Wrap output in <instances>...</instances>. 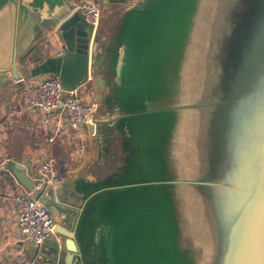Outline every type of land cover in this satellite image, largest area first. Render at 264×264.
Segmentation results:
<instances>
[{"label":"water","instance_id":"1","mask_svg":"<svg viewBox=\"0 0 264 264\" xmlns=\"http://www.w3.org/2000/svg\"><path fill=\"white\" fill-rule=\"evenodd\" d=\"M184 1L187 32L180 57L173 56L171 32L162 51L159 39L153 42L143 66L139 64L142 74L127 79L129 95L114 100L121 114H130L119 120V126L132 128L133 121L139 125L137 142L134 130L127 129L133 146L126 155L125 180L120 174L117 180L102 179L96 184L106 187L94 191L87 183L91 188L87 199L77 216L70 218L60 209L64 182L42 195L27 174L30 165L8 168L14 183L48 206L56 222L54 233L64 238L35 245L33 255L43 263L73 264L76 258L74 264H83L78 227L86 206L98 193L116 190L125 192L128 200L142 195L164 199L172 216L173 264H200L205 250L201 224L215 234L212 264H264V0H213L198 67L191 66L190 54L201 25L203 0ZM100 2L104 16L108 0ZM172 2L165 3L168 24L177 20ZM73 5L74 0H0V84L55 74L70 91L85 82L91 67L98 88L105 89L104 66L111 54L98 57L99 37L91 47L92 30L78 12L71 14ZM53 28L63 52L31 66L35 54L46 46L38 43ZM108 45L114 49L116 42ZM189 69L200 76L193 85L185 78ZM97 99L102 101V93ZM157 163L165 180H157ZM153 191L159 199L150 196ZM165 213L169 216L168 209ZM183 218L188 220L186 229ZM95 224L98 241L106 231L104 214ZM165 226L169 228L164 223L161 228ZM164 250L169 257V245Z\"/></svg>","mask_w":264,"mask_h":264},{"label":"crops","instance_id":"2","mask_svg":"<svg viewBox=\"0 0 264 264\" xmlns=\"http://www.w3.org/2000/svg\"><path fill=\"white\" fill-rule=\"evenodd\" d=\"M144 1L108 0V7L104 10L103 16V22L106 24H101V28L99 27L91 41L92 47L98 35L100 42L105 44H112L115 41L114 49L119 43L115 55L111 53L104 66L107 79L105 89L98 88L96 78L87 86L79 87L82 94L90 93V96L84 98L86 101L97 104L95 126L84 128L80 132L73 131L68 127L66 114L62 112L58 118L55 116L56 120L49 128L44 123L43 113L24 108L20 98V92H23L26 86L35 83V79L29 77L20 80L6 79L0 84V168L30 165L27 174L34 177L36 167L32 158L38 155L36 154L38 151L35 150L46 146L48 148L46 157L54 158L65 157V154H68L72 162H69L71 168H66L62 173L64 185L60 194V209L70 218L77 216V212L81 210L87 199L86 196L91 190V188L87 189V183L95 185L102 179L117 180L119 174L122 180L126 178V155L129 147L133 146V143L129 142L132 133L127 129L134 130L137 142L139 125L133 121L131 125L133 129L119 126V120L130 114H121L114 100L116 98L122 100L124 95H129L126 91L129 92L131 87L127 79L142 74L140 70L142 67H139V64L143 66L142 63L146 60V53L150 51L151 44L159 39L161 22L154 19V14L153 19L148 15L154 13L156 7L145 5ZM42 44L46 46L42 48V53L35 54L31 66L42 61L44 57L57 56L63 52V45L55 28L44 33V40L38 45L42 47ZM7 82H11L10 86L13 87L11 93L6 92ZM20 82L23 83L22 90L14 87ZM99 93H102L101 102L97 99ZM20 137L25 141L24 151L15 154L13 151L18 147ZM52 138L53 141H50ZM53 144L57 147L54 150L51 149ZM13 155H20L22 158L13 160ZM64 161H67L66 158ZM5 172L7 174L0 170V264H16L37 257L33 255L36 254V247L21 234L12 203V196L15 193L28 190L14 183L8 171ZM59 240L64 238L58 233H53L46 243L52 244ZM66 253L63 252L65 257ZM64 259L63 257L61 262ZM75 262L76 258L73 264Z\"/></svg>","mask_w":264,"mask_h":264},{"label":"trees","instance_id":"3","mask_svg":"<svg viewBox=\"0 0 264 264\" xmlns=\"http://www.w3.org/2000/svg\"><path fill=\"white\" fill-rule=\"evenodd\" d=\"M118 48L119 43L112 49L99 41L98 57L111 53L114 56ZM105 185L100 183L91 187L97 190ZM143 197L133 196L128 200L125 192L107 190L89 201L78 227L83 264H173L172 253H176V249L170 229V208L163 198L156 201ZM167 209L169 216L165 213ZM103 214L106 231L97 241L95 222ZM162 223L169 228H161ZM166 244L169 245V257L164 250Z\"/></svg>","mask_w":264,"mask_h":264},{"label":"built area","instance_id":"4","mask_svg":"<svg viewBox=\"0 0 264 264\" xmlns=\"http://www.w3.org/2000/svg\"><path fill=\"white\" fill-rule=\"evenodd\" d=\"M75 12H78L81 19L91 28L93 40L103 17L102 3L100 0H74L71 14ZM47 75L46 79L36 81L24 88L22 102L24 108L41 111L44 114V123L49 128L56 118L62 115V112L66 114L68 127L73 131L80 132L84 128L95 126L97 104L86 102L78 96L80 86L66 91L58 75ZM92 81H94V75L90 67L82 85ZM54 133L55 131L53 132L55 136ZM50 141H53V138ZM54 163V157H46L37 169V175L32 177L35 181V189L42 191V195L49 190H57L63 185L64 178L58 173ZM7 171H9L8 168ZM29 193H17L14 196V209L24 239L41 246L54 233L56 222L41 198H35L31 191ZM16 264H41V262L37 257H33Z\"/></svg>","mask_w":264,"mask_h":264},{"label":"rangeland","instance_id":"5","mask_svg":"<svg viewBox=\"0 0 264 264\" xmlns=\"http://www.w3.org/2000/svg\"><path fill=\"white\" fill-rule=\"evenodd\" d=\"M170 0H159V3L156 4V9H155V12L154 13H151V14H154V19L157 20V21H160L161 22V28H160V34H159V46H160V50L162 51L163 50V47L164 45L168 42V37L170 36V32H171V36H172V45H173V56L176 57V59H178L180 57V54H181V51H182V43H183V39H184V36L186 35V32H187V27H186V24L184 21V13H185V9H182V5L183 3L185 2L183 0V3H177L178 0H173L172 4L173 5H176V9H174V17L177 19L176 20V24L174 22H170L169 24L166 23V20L169 18L170 16V13L168 11V8L166 6L165 3H169ZM182 10V11H181ZM153 18L152 16H150V19ZM104 20V17H102V20H101V24H106V22H103ZM101 24H100V28H101ZM102 30H103V27H102ZM168 33V35H167ZM167 35V36H166ZM46 77H48V75H40V76H37V77H34V79L36 81H39L41 79H46ZM11 82H7L6 83V92L7 93H11V90H13L10 86ZM90 84V83H88ZM88 84H85V85H82V86H87ZM14 87H19V90H22L23 88V83L21 84V82L19 84H16ZM87 89H90L89 87H87ZM24 94H25V90H23V92H20V98L23 102V98H24ZM78 96H80L84 101H86L84 98L87 97L89 94H82L81 93V90L79 89L78 90ZM90 96V95H89ZM86 102H91V101H86ZM24 107V106H23ZM44 115V114H43ZM87 129V128H86ZM24 138L20 137L18 139V147L16 149H14L13 152H15V154L18 152H23L24 151ZM52 150L56 149V145L53 144L51 146ZM35 151H38L37 153ZM34 152L38 155H34L33 158H32V162H33V165L36 167V172H34V176L37 175V169L39 168V166L43 163L44 159L46 158L47 156V152H48V148L46 146H43L41 148H39L38 150H35ZM14 158H22L20 157V155H13L12 156V159L14 160ZM64 158H66L67 161H64ZM72 158H70V156L68 154H65V157H59V156H56L55 158V163H54V166L56 168V170L58 171V173L62 176V173L65 172L66 168H71V166H69V162H72V160H70ZM158 163L156 164V167L159 168V174L156 176L158 179V181H161V180H165V176L164 174L161 172V169H162V166H157ZM1 171H3L5 174H7L5 171H7V167H5L3 169L0 168ZM9 173V172H8ZM145 178V177H144ZM148 177L146 179H144V182H147L148 180ZM149 179H152V178H149ZM156 180V179H155ZM17 193H27V194H30L29 192H23L22 190L20 192H17ZM15 193L12 197H13V201L12 203H14V196L17 194ZM152 196L153 198H158L160 196H157L155 194V191H153V195H150ZM145 198V197H144ZM147 201V200H146ZM145 201V202H146ZM180 207H181V211L185 212L186 211V207L183 205L180 204ZM18 227V226H17ZM182 227L183 228H187L189 227V224H188V220L187 218H183V223H182ZM108 240H106L105 242H107ZM29 260V259H28Z\"/></svg>","mask_w":264,"mask_h":264},{"label":"bare ground","instance_id":"6","mask_svg":"<svg viewBox=\"0 0 264 264\" xmlns=\"http://www.w3.org/2000/svg\"><path fill=\"white\" fill-rule=\"evenodd\" d=\"M211 15L213 17V0H203L202 17L200 19L201 25L195 31V41L190 54L191 66L198 67L202 64L200 56L203 52L206 40L205 38L208 36L206 30H208L210 27ZM185 75L188 84L191 85H193L196 80L200 79V76L193 75L191 69H189ZM196 203L198 206L200 205L199 202ZM200 227H202L201 230L199 229V231H201L200 237L205 248L204 254L200 259V264H212L214 258V238H212V235L215 234L207 231L209 229V226L204 227V225L201 224Z\"/></svg>","mask_w":264,"mask_h":264},{"label":"flooded vegetation","instance_id":"7","mask_svg":"<svg viewBox=\"0 0 264 264\" xmlns=\"http://www.w3.org/2000/svg\"><path fill=\"white\" fill-rule=\"evenodd\" d=\"M54 2H60V0H54ZM1 7V6H0ZM10 18V17H9Z\"/></svg>","mask_w":264,"mask_h":264}]
</instances>
